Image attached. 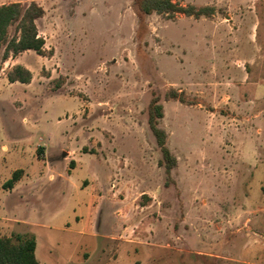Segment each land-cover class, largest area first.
<instances>
[{
    "label": "rangeland",
    "instance_id": "1",
    "mask_svg": "<svg viewBox=\"0 0 264 264\" xmlns=\"http://www.w3.org/2000/svg\"><path fill=\"white\" fill-rule=\"evenodd\" d=\"M172 1L214 12L147 15L138 32L134 0H0L43 8L48 53L4 61L0 47V183L16 170L43 185L70 172L87 187L104 162L113 187L99 221L111 209L118 223L103 264H264V0ZM15 65L28 84H9ZM171 89L182 103L165 98ZM152 93L176 159L166 185L147 125ZM50 185L5 208L0 190V216L21 221H1L0 237L29 233L42 264H82L73 253L93 242L77 223L91 222L102 195Z\"/></svg>",
    "mask_w": 264,
    "mask_h": 264
},
{
    "label": "trees",
    "instance_id": "2",
    "mask_svg": "<svg viewBox=\"0 0 264 264\" xmlns=\"http://www.w3.org/2000/svg\"><path fill=\"white\" fill-rule=\"evenodd\" d=\"M135 14L139 21L138 32L142 27L144 16L157 14L167 18L174 15H183L198 19L209 17L213 9L208 7H195L192 5L181 6L172 0H134ZM44 10L36 2L23 5L19 2L0 5V47L3 46L2 59L15 57L25 51H33L38 56L45 57L48 53L45 49L44 39L38 34L36 22L42 18ZM12 29V32L10 30ZM9 83L28 84L31 80L29 71L19 65H15L6 73ZM166 99L183 102L182 93L169 90ZM164 117L160 96L152 93L147 106V125L160 152L158 166L162 167L166 174V183L170 172L176 167V159L171 155L167 146V133L160 127V121ZM71 164V163H70ZM22 171L13 172L10 179L3 183V189H11L19 180ZM35 239L32 234H11L0 237V264H39L35 257Z\"/></svg>",
    "mask_w": 264,
    "mask_h": 264
},
{
    "label": "crops",
    "instance_id": "3",
    "mask_svg": "<svg viewBox=\"0 0 264 264\" xmlns=\"http://www.w3.org/2000/svg\"><path fill=\"white\" fill-rule=\"evenodd\" d=\"M4 61H6V60H4ZM9 84L14 85V84H17V82L9 83ZM3 150H5V148H3ZM72 159L74 161H71V164H73V165L76 164V167L81 166V164L78 163L74 157H72ZM107 166L108 165L105 164L104 162L96 161V163H95L96 169L94 171H91L92 174L90 176V185L87 187L86 186L84 187L82 182L81 183L73 182L70 172L66 173L65 175H57L55 178H54V176H49L47 179L48 181H47L46 185H49V184L53 185L56 182H61L62 183L61 187L63 189L66 188L67 192L71 193L73 195H78V196L81 195V189L85 188V189L89 190V192L87 193L86 191H84V192L82 191V193L84 194V196H87L89 198L92 196L91 195L92 194V191H91L92 186L95 187V189L98 191V197L99 198L102 195L101 199L98 200L99 201L98 204H96V206H95V212L93 214V218H92L91 222L85 223V224L84 223L83 224L77 223L80 225L79 228L77 229L78 235L82 236V237L88 236L92 239V241L91 240L90 241L93 242V246H92L93 249L90 251L86 248L84 250L81 248L78 253L76 251H74L73 254H81L79 261H82V264H86L89 262L93 263V264H103L102 263L103 262V260H102L103 250L101 247L102 243L106 242L108 244H112V242L117 241L115 230H116V226L118 223L117 222L118 217L116 215H114L113 213H110L111 209H109V210L107 209V218L104 219V221H102V222L99 221L100 220V213L99 212L102 211V207L104 206V204H103L104 195L103 194L106 192V190L109 189V187H111V188L113 187V185L109 184L111 177H109V175L107 174V170H108ZM42 183L43 182L41 181V179L36 177L31 172L29 173L27 171L24 174V177L20 176L19 180L13 185V187L11 189H4L5 190V193L3 194L4 198H5V203L3 205L4 208L8 204L7 198H9L10 196H11V198L16 197L17 198L16 202H18V203H20V202L25 203L26 201L30 200V196L32 197L34 193L37 194L38 189L41 188V190H43L46 187V185H43ZM2 185H3V183H0V190H3ZM47 188H48V186H47ZM62 188H61L60 193L64 196V192H63ZM3 206H2V208H3ZM76 218L78 220V218H81V217L76 216ZM1 221L13 222L16 224L21 223L19 218L16 216H13L10 218L7 216H0V222ZM25 225L34 227V224L29 223V222H25ZM98 250L100 252L101 257L98 256V253H97ZM34 253H35V257H36V241H35V252ZM195 254L201 255L202 253L197 252ZM95 255L98 257L95 260L96 263L94 262V259H91V257L95 256ZM120 260H121V256H119L117 259H114V260L112 259L110 264H120ZM37 261L39 262V264H42L38 259H37ZM66 264H69V261H67Z\"/></svg>",
    "mask_w": 264,
    "mask_h": 264
}]
</instances>
